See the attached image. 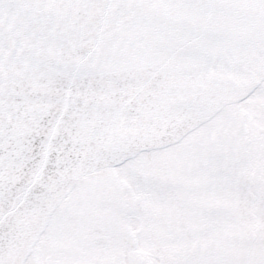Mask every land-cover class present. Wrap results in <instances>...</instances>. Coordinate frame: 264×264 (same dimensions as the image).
I'll use <instances>...</instances> for the list:
<instances>
[{"label": "snow or ice", "instance_id": "1", "mask_svg": "<svg viewBox=\"0 0 264 264\" xmlns=\"http://www.w3.org/2000/svg\"><path fill=\"white\" fill-rule=\"evenodd\" d=\"M0 264H264V0H0Z\"/></svg>", "mask_w": 264, "mask_h": 264}]
</instances>
